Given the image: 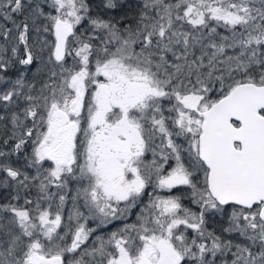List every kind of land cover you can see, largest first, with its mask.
I'll use <instances>...</instances> for the list:
<instances>
[{"label": "snow or ice", "instance_id": "6c2138e0", "mask_svg": "<svg viewBox=\"0 0 264 264\" xmlns=\"http://www.w3.org/2000/svg\"><path fill=\"white\" fill-rule=\"evenodd\" d=\"M97 8L0 0V264H264V0Z\"/></svg>", "mask_w": 264, "mask_h": 264}, {"label": "trees", "instance_id": "16d2710c", "mask_svg": "<svg viewBox=\"0 0 264 264\" xmlns=\"http://www.w3.org/2000/svg\"><path fill=\"white\" fill-rule=\"evenodd\" d=\"M89 4L90 0H88ZM92 11H93V15L96 14V12L101 11V9L97 8L96 5H92ZM103 14V13H102ZM9 27V26H8ZM4 137L0 136V150H3L5 152H10L11 151V145H3L2 141H3ZM0 159H6L8 160L9 163L12 164L13 167H17L20 168L22 171L26 172L27 174L31 175H35L32 170L29 167H26L25 162L21 159V156L15 157L14 154H12L9 157H5V158H0ZM5 181H7V184L5 183ZM19 191L21 199L19 201H12V197L15 196L17 194V192ZM73 193H70L69 195H73ZM25 195H29V193L25 192L22 189H18L16 187V184L14 181H12L10 178H8L6 176V173L4 172H0V205L2 204H6L8 202H13V203H18V204H22L23 203V197ZM36 196V189L32 188L30 190V198H34ZM71 211V201L69 200V203L66 206V210H64V215L65 217L68 215V213ZM215 228L218 231V226L215 224H211L210 225V229ZM107 235V233L105 234V236Z\"/></svg>", "mask_w": 264, "mask_h": 264}, {"label": "flooded vegetation", "instance_id": "af4514ba", "mask_svg": "<svg viewBox=\"0 0 264 264\" xmlns=\"http://www.w3.org/2000/svg\"><path fill=\"white\" fill-rule=\"evenodd\" d=\"M45 39H47V41H48L49 43H51V42L54 40V37H52V36H51L50 34H48V33H44V34H43V38L41 37V40H42L41 42H43V40H45ZM30 42H31V41H30ZM37 51H39V45L37 46ZM48 54H49V48H48L47 46H45L43 52L40 53L42 59H38V60L36 61V64L33 65V66L29 69V71H28V73H27V75H26V79H31V78H32V75L36 72V68L39 67V66H41L43 62H46V61H47ZM21 67H22V66H20V65H16V67L12 69V73H10V75L12 76V79H15V78H16V76L19 74V73H17L16 70H17L18 68H21ZM8 127L11 128V125L9 124ZM9 144L12 146V145L14 144V142L10 140V141H9ZM26 151H27L28 154H30L31 149L28 148ZM14 156H15V157L21 156V159H22V160L25 162V164H26V161H25V159H24V154H20V155H16V154H14ZM30 169H31L32 172L35 174V169H33V168H30ZM70 187H72L71 184H70ZM190 206L193 208V210H195V207H194L193 205H190Z\"/></svg>", "mask_w": 264, "mask_h": 264}, {"label": "rangeland", "instance_id": "374dc122", "mask_svg": "<svg viewBox=\"0 0 264 264\" xmlns=\"http://www.w3.org/2000/svg\"><path fill=\"white\" fill-rule=\"evenodd\" d=\"M90 3L92 5H96L97 6L98 4L101 3V0H90ZM91 4H90V6H91ZM92 14H93V11H92ZM14 18L17 20L18 23L20 22L21 19H23L22 16H15V14H14ZM0 23H6L7 24V27L9 26V28L12 27V24L10 22H5V21L2 20V18H0ZM43 34L31 33V35H30V41L36 40L38 36H39L40 41H42L41 40V37L43 38ZM66 206H65V209L64 210H66ZM193 206L196 207L195 205H193ZM107 232H108V230L105 229L104 231L100 232L99 234L100 235H105Z\"/></svg>", "mask_w": 264, "mask_h": 264}]
</instances>
